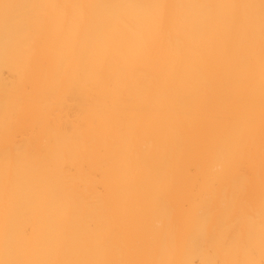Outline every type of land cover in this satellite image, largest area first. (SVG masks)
Instances as JSON below:
<instances>
[{
  "label": "bare ground",
  "instance_id": "1",
  "mask_svg": "<svg viewBox=\"0 0 264 264\" xmlns=\"http://www.w3.org/2000/svg\"><path fill=\"white\" fill-rule=\"evenodd\" d=\"M0 264H264V0H0Z\"/></svg>",
  "mask_w": 264,
  "mask_h": 264
}]
</instances>
